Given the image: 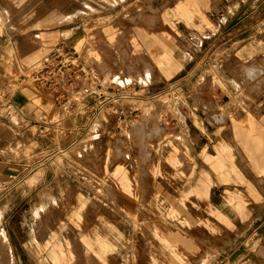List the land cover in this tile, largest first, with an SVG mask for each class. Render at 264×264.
<instances>
[{
  "label": "rangeland",
  "instance_id": "obj_1",
  "mask_svg": "<svg viewBox=\"0 0 264 264\" xmlns=\"http://www.w3.org/2000/svg\"><path fill=\"white\" fill-rule=\"evenodd\" d=\"M53 33L105 96L17 79ZM3 163L0 264L264 256V0H0Z\"/></svg>",
  "mask_w": 264,
  "mask_h": 264
},
{
  "label": "built area",
  "instance_id": "obj_2",
  "mask_svg": "<svg viewBox=\"0 0 264 264\" xmlns=\"http://www.w3.org/2000/svg\"><path fill=\"white\" fill-rule=\"evenodd\" d=\"M93 73V69L82 62L79 54L67 52L60 46L43 58L29 75H22L20 80L25 85L41 89L56 103L71 104L78 92L82 94V100L106 95L97 91L98 86L90 83Z\"/></svg>",
  "mask_w": 264,
  "mask_h": 264
},
{
  "label": "crops",
  "instance_id": "obj_3",
  "mask_svg": "<svg viewBox=\"0 0 264 264\" xmlns=\"http://www.w3.org/2000/svg\"><path fill=\"white\" fill-rule=\"evenodd\" d=\"M49 39L46 43L47 45L45 47H48V50L44 56H42L39 61L36 63L31 64V66L27 67L25 69L24 67L19 68V71L17 73V79L19 80L22 75L27 76L29 75L40 63V61L45 58L46 56L50 55L54 51V33L49 34L47 36ZM253 70H248V73H251ZM19 91L17 92V94ZM48 96V95H47ZM18 97L10 95L9 101L11 102V106H14L21 110L20 114L18 113V117L22 121H25L30 124H34V126H41V122L43 120L40 119L42 116L41 108L35 105L32 100L30 99H23L22 102L24 103V107L26 108L23 111V106H20V103L15 101V98ZM49 97V96H48ZM50 98V97H49ZM23 111V112H22ZM41 122H40V121ZM55 127V126H54ZM58 127V125H56ZM60 129H64L62 126ZM64 130H68L67 128ZM9 165L7 164H0V176H5V174H8ZM260 214H264V208L261 209ZM258 242V243H257ZM262 242V239H258L252 244H249V240L247 241H240V242H233L234 249L229 253L226 257H223L219 261H216L215 264H264V256L259 254L257 250H255V247H260V244ZM251 245V246H250Z\"/></svg>",
  "mask_w": 264,
  "mask_h": 264
},
{
  "label": "bare ground",
  "instance_id": "obj_4",
  "mask_svg": "<svg viewBox=\"0 0 264 264\" xmlns=\"http://www.w3.org/2000/svg\"><path fill=\"white\" fill-rule=\"evenodd\" d=\"M178 235V234H177ZM179 236V235H178ZM171 264H179L177 263L175 260H172V263Z\"/></svg>",
  "mask_w": 264,
  "mask_h": 264
}]
</instances>
